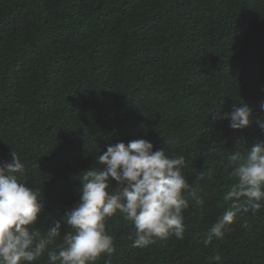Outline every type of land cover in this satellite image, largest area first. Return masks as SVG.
Here are the masks:
<instances>
[{
  "label": "trees",
  "instance_id": "1",
  "mask_svg": "<svg viewBox=\"0 0 264 264\" xmlns=\"http://www.w3.org/2000/svg\"><path fill=\"white\" fill-rule=\"evenodd\" d=\"M261 102L264 0H0V164L15 153L17 178L41 190L42 235L53 219L71 230L63 215L79 202L80 173L103 170L95 158L120 141L184 155L205 200L185 193L184 239L146 248L132 247L134 227L117 214L106 226L115 252L96 264H264V207L203 244L231 203L228 157L264 142ZM233 105L252 109L247 128L217 118Z\"/></svg>",
  "mask_w": 264,
  "mask_h": 264
},
{
  "label": "clouds",
  "instance_id": "2",
  "mask_svg": "<svg viewBox=\"0 0 264 264\" xmlns=\"http://www.w3.org/2000/svg\"><path fill=\"white\" fill-rule=\"evenodd\" d=\"M260 110L264 112V102ZM251 114L249 106L233 105L231 111L217 118L239 130L250 125ZM256 123L264 133V121L257 119ZM166 152L154 150L146 139L107 146L95 158L104 169L91 167L79 175V202L63 215L71 229L63 235L61 218L46 226V234L37 229L46 211L42 192L17 178L16 174L25 173V164L12 152L11 162L0 164V264H35L45 252L47 264H96L115 252L114 237L106 226L117 214L133 225L129 239L134 248H146L169 236L183 240L184 212L190 207L184 194L190 195L192 204L199 208L205 200L183 174L184 155ZM228 161L235 183L223 199L231 203L209 228L203 240L205 247L214 237L223 238L238 214L264 207V142L253 143L243 154L233 152ZM199 178L203 179L204 173ZM113 183L115 187H111ZM242 198H247V206H241ZM213 259L219 261L220 257Z\"/></svg>",
  "mask_w": 264,
  "mask_h": 264
}]
</instances>
